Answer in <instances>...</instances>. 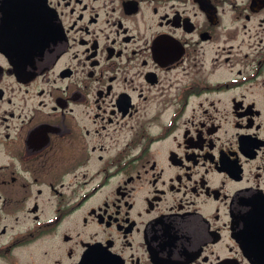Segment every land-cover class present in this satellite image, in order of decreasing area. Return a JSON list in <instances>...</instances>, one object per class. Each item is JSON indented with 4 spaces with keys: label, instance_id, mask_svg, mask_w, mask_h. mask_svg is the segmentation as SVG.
Returning a JSON list of instances; mask_svg holds the SVG:
<instances>
[{
    "label": "flooded vegetation",
    "instance_id": "flooded-vegetation-1",
    "mask_svg": "<svg viewBox=\"0 0 264 264\" xmlns=\"http://www.w3.org/2000/svg\"><path fill=\"white\" fill-rule=\"evenodd\" d=\"M0 264H264V0H0Z\"/></svg>",
    "mask_w": 264,
    "mask_h": 264
}]
</instances>
